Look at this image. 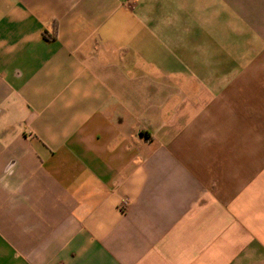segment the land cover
Wrapping results in <instances>:
<instances>
[{
	"label": "crops",
	"instance_id": "obj_1",
	"mask_svg": "<svg viewBox=\"0 0 264 264\" xmlns=\"http://www.w3.org/2000/svg\"><path fill=\"white\" fill-rule=\"evenodd\" d=\"M0 264H264V0H0Z\"/></svg>",
	"mask_w": 264,
	"mask_h": 264
}]
</instances>
